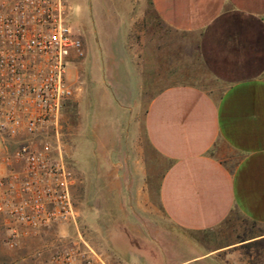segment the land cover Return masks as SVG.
<instances>
[{
	"label": "crops",
	"instance_id": "0c3cea01",
	"mask_svg": "<svg viewBox=\"0 0 264 264\" xmlns=\"http://www.w3.org/2000/svg\"><path fill=\"white\" fill-rule=\"evenodd\" d=\"M146 4L160 30L141 27L134 1L102 9L107 15L114 9L122 26L116 51L114 29L101 49L105 72L112 78L127 64L136 83L131 103L120 105L138 128L124 134L134 155L130 165L117 167L118 177L134 201L154 203L187 235L193 254L175 264H203L238 243L264 238V0ZM92 82L94 90L102 87ZM135 132L142 136L136 146ZM241 220L260 229L246 232ZM145 245L152 252L124 243L133 264L176 254L162 251L167 247L160 241ZM108 247L97 252L106 264L124 261L117 246Z\"/></svg>",
	"mask_w": 264,
	"mask_h": 264
},
{
	"label": "rangeland",
	"instance_id": "374dc122",
	"mask_svg": "<svg viewBox=\"0 0 264 264\" xmlns=\"http://www.w3.org/2000/svg\"><path fill=\"white\" fill-rule=\"evenodd\" d=\"M66 1L70 9L68 22L86 49L81 64L77 62L66 67L72 96L62 109L57 127V138L66 149L72 172L71 194L77 219L75 226L59 224L30 231L13 241H9L8 224L0 220V264H46L50 254L75 238L83 239L96 252L117 246L119 256L124 259L120 264H133L132 254L124 243L130 247L141 246L147 253L152 252L145 245L149 239L160 241L167 247L162 251H176V254L168 255L161 263L156 260L149 263L147 258L140 260L141 263L175 264L193 254L185 242L187 235L171 227L154 203L134 201L132 193L126 192V186L118 177L117 167L123 161L130 165L134 155L124 134L133 127L135 131L138 128V122L128 121V112L120 105L131 103L136 95V83L129 67L123 63L109 78L101 49H104L106 38L113 35V29L118 30L112 44L114 50L120 46V21L112 17L114 9L108 15L102 9L106 12L122 0ZM131 1L141 11V27L160 30L146 0ZM92 54L94 64L90 67ZM98 80L102 87L98 85L94 90L92 81ZM102 88L108 95L102 96ZM134 113L136 117L137 112ZM137 135L142 143V136L137 132L132 138L135 146L139 139ZM111 145L114 146L112 151ZM240 224L246 232L260 229L243 220ZM173 242L180 249L174 248ZM203 264H264V238L238 243L212 258L207 257Z\"/></svg>",
	"mask_w": 264,
	"mask_h": 264
},
{
	"label": "built area",
	"instance_id": "2783aa9c",
	"mask_svg": "<svg viewBox=\"0 0 264 264\" xmlns=\"http://www.w3.org/2000/svg\"><path fill=\"white\" fill-rule=\"evenodd\" d=\"M66 0H0V220L9 241L59 224L75 226L72 172L57 138L72 96L67 65L85 56ZM46 264H106L83 239Z\"/></svg>",
	"mask_w": 264,
	"mask_h": 264
}]
</instances>
